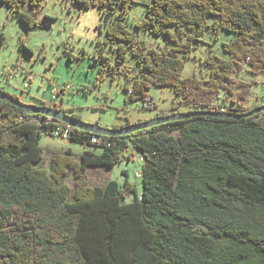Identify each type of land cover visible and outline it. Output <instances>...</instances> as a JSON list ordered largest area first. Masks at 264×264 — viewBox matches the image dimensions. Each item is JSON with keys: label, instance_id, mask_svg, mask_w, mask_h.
Returning <instances> with one entry per match:
<instances>
[{"label": "trees", "instance_id": "16d2710c", "mask_svg": "<svg viewBox=\"0 0 264 264\" xmlns=\"http://www.w3.org/2000/svg\"><path fill=\"white\" fill-rule=\"evenodd\" d=\"M44 1L0 4L32 28ZM118 1L121 15L135 2ZM209 15L216 17L215 33H235L222 44L228 58L209 53L207 78L183 77ZM121 18L106 28V40L121 42L118 63L130 48L141 69L123 83L126 102L141 99L151 108L147 90L168 86L178 101L171 112L156 110L154 117L176 113L178 104L186 106L178 112L225 107L235 115L255 108L245 106L252 85L235 75L264 72V0H152L136 27L167 37L172 45L160 50L147 48ZM3 44L0 34V51ZM55 122L0 100V264H264V112L239 118L198 114L119 136L74 128L69 139L101 152L86 149L76 157L67 150L47 168L39 165V139L54 135ZM92 136L102 138L92 142ZM134 152L142 158L140 193L128 180L89 183L90 166L129 160ZM68 173L73 186L65 181Z\"/></svg>", "mask_w": 264, "mask_h": 264}, {"label": "rangeland", "instance_id": "374dc122", "mask_svg": "<svg viewBox=\"0 0 264 264\" xmlns=\"http://www.w3.org/2000/svg\"><path fill=\"white\" fill-rule=\"evenodd\" d=\"M151 3L152 0H135L121 15L122 3L118 0H45L37 12L38 25L32 28L1 3L0 34L4 35V44L0 51V90L23 103L40 104L50 98L53 89H64L61 110L106 128L127 120H148L156 115V110L171 112L178 97L168 86H151L147 90L151 108H145L141 99L126 102L123 83L127 76L139 77L141 69L130 48L125 59L118 63L117 48L121 42L106 40V28L122 17L121 21L147 48L170 47L172 43L164 35L136 27L145 18L146 7ZM22 11H31L28 3L22 5ZM215 19L213 15L207 16L209 26L186 59L183 77L196 73L207 78L209 69L204 60L209 53L228 58L222 44L233 39L235 33L227 30L215 33L211 27ZM235 79L252 85L246 107L264 103V72L253 74L243 69ZM24 83L28 84L26 88ZM224 95L221 91L220 97ZM184 110L186 106L182 104L175 109L176 112ZM39 145L44 155L39 165L47 168L57 154L67 150L76 157L86 149L96 153L102 150L100 146L46 133L40 137ZM141 163L140 154L134 152L129 160L122 159L110 166H90L88 181L91 185L104 186L109 180L120 184L128 180L140 193L142 180L136 172H140ZM65 181L73 186L72 173L67 174Z\"/></svg>", "mask_w": 264, "mask_h": 264}, {"label": "water", "instance_id": "95a60500", "mask_svg": "<svg viewBox=\"0 0 264 264\" xmlns=\"http://www.w3.org/2000/svg\"><path fill=\"white\" fill-rule=\"evenodd\" d=\"M0 100L15 104L16 106L20 107L26 113H40L45 116L54 118L56 120H62L70 124L74 128L81 129L89 133H95V134L106 135V136H119V135L130 134L136 130L145 129L151 126H155V125L168 122V121L184 119V118L191 117V116L198 115V114L209 115V116L218 117V118H239L241 116H250L257 112H264V105L255 107L249 112L245 113L244 115H235V114L221 112V111L176 112V113H173L167 116H156L146 121H143L141 123H135L132 125L125 126L121 129H113V128L101 127L97 124L87 123L81 119H77V118H74L66 114L61 109H54V108H49L46 106H37L35 104H27V103L19 102L2 90H0Z\"/></svg>", "mask_w": 264, "mask_h": 264}, {"label": "built area", "instance_id": "2783aa9c", "mask_svg": "<svg viewBox=\"0 0 264 264\" xmlns=\"http://www.w3.org/2000/svg\"><path fill=\"white\" fill-rule=\"evenodd\" d=\"M27 86L28 84L24 83V87L26 88ZM131 89H132V86H130V90ZM63 93H64V89H53L50 98L47 101L43 102V106L54 108V109H61ZM60 98H61V101H60ZM225 110H226L225 107H222L220 109L221 112H224ZM73 129L74 127L71 126L70 124L62 120H56L55 125L52 129V133L54 135H58L64 138H69L71 136ZM101 138H102L101 136H92L91 141L92 142L100 141ZM136 176H140V172H136Z\"/></svg>", "mask_w": 264, "mask_h": 264}, {"label": "crops", "instance_id": "0c3cea01", "mask_svg": "<svg viewBox=\"0 0 264 264\" xmlns=\"http://www.w3.org/2000/svg\"><path fill=\"white\" fill-rule=\"evenodd\" d=\"M256 107V106H255Z\"/></svg>", "mask_w": 264, "mask_h": 264}]
</instances>
